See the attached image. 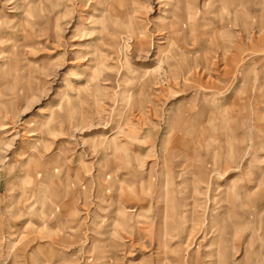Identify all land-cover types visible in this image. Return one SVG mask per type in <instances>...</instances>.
I'll use <instances>...</instances> for the list:
<instances>
[{
    "label": "rangeland",
    "instance_id": "374dc122",
    "mask_svg": "<svg viewBox=\"0 0 264 264\" xmlns=\"http://www.w3.org/2000/svg\"><path fill=\"white\" fill-rule=\"evenodd\" d=\"M255 3L0 0V264H264Z\"/></svg>",
    "mask_w": 264,
    "mask_h": 264
},
{
    "label": "bare ground",
    "instance_id": "6f19581e",
    "mask_svg": "<svg viewBox=\"0 0 264 264\" xmlns=\"http://www.w3.org/2000/svg\"><path fill=\"white\" fill-rule=\"evenodd\" d=\"M256 1V3H255V15H254V19H253V21H255V20H257L256 22H258V25H257V27H264L263 25H262V20H263V18H264V6L261 4V0H255ZM119 4V3H118ZM259 7H260V9H259ZM261 11V15H260V13H258V12H260ZM259 39V38H258ZM261 39V38H260ZM6 128V127H5ZM35 136V135H34Z\"/></svg>",
    "mask_w": 264,
    "mask_h": 264
}]
</instances>
